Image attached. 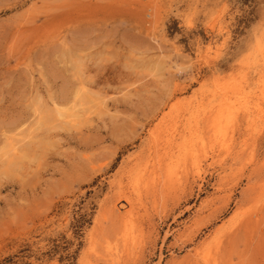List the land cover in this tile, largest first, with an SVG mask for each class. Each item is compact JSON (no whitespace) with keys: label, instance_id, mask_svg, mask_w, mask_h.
Here are the masks:
<instances>
[{"label":"rangeland","instance_id":"374dc122","mask_svg":"<svg viewBox=\"0 0 264 264\" xmlns=\"http://www.w3.org/2000/svg\"><path fill=\"white\" fill-rule=\"evenodd\" d=\"M0 264H264V0H0Z\"/></svg>","mask_w":264,"mask_h":264},{"label":"bare ground","instance_id":"6f19581e","mask_svg":"<svg viewBox=\"0 0 264 264\" xmlns=\"http://www.w3.org/2000/svg\"><path fill=\"white\" fill-rule=\"evenodd\" d=\"M225 97H226V96H225ZM227 97H228V96H227ZM224 100H227V99L224 98ZM224 100H222V101H224ZM228 100H229V99H228ZM228 100L225 101V102H228ZM230 100H231V99H230ZM219 103H221V102H219ZM225 104L227 105V103H225ZM220 105H221V104H220ZM220 105H219V107H220ZM223 105H224V104H223ZM98 107H99V109H100L99 111H103V110L107 111V109H108V108L105 106V104H102V103L100 104V102L98 103ZM219 107H218V108H219ZM222 107H223V106H222ZM222 107H221V109H222ZM224 107H225V106H224ZM212 108H213V107H212ZM225 108H226V107H225ZM96 109H97V108H96ZM213 109H214V108H213ZM227 109H228V108H227ZM97 111H98V110H97ZM105 111H104V112H105ZM217 111H218V110H217ZM219 111H220V110H219ZM226 111H227V110H226ZM228 111H229V110H228ZM107 112H109V111H107ZM216 113H217V112H216ZM221 113H223V111H221ZM218 114H219V113H218ZM223 114H224V113H223ZM223 114H222V115H223ZM218 116H219V115H218ZM218 116H217V117H218ZM76 118H77V117H76ZM78 118H79V117H78ZM78 118H77V119H78ZM220 118H221V117H220ZM223 118H224V117H223ZM78 120H79V119H78ZM220 122H221V121H220ZM217 124H219V123H217ZM219 125H220V124H219Z\"/></svg>","mask_w":264,"mask_h":264}]
</instances>
